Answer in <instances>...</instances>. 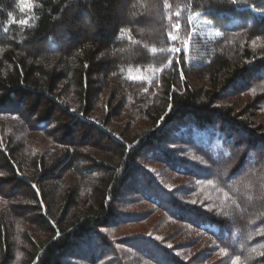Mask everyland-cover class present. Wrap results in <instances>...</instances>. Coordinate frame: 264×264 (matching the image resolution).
Instances as JSON below:
<instances>
[{"label": "trees", "instance_id": "1", "mask_svg": "<svg viewBox=\"0 0 264 264\" xmlns=\"http://www.w3.org/2000/svg\"><path fill=\"white\" fill-rule=\"evenodd\" d=\"M261 12L264 0H0L4 258L264 264V125L225 104L230 94L249 95L264 114ZM138 70L147 77L131 74ZM120 108L145 121L143 129L130 131V116L111 124ZM30 125L59 148L17 140ZM76 168L80 183L66 175ZM60 175L67 184L52 188ZM128 188L134 197L119 206ZM255 194L261 209L252 215L242 197ZM138 202L179 224L165 236L200 239L206 251L191 254L189 244L177 248L155 233L120 241L115 231L140 220L123 210Z\"/></svg>", "mask_w": 264, "mask_h": 264}, {"label": "rangeland", "instance_id": "2", "mask_svg": "<svg viewBox=\"0 0 264 264\" xmlns=\"http://www.w3.org/2000/svg\"><path fill=\"white\" fill-rule=\"evenodd\" d=\"M258 13H260V12H258ZM261 14L264 15V12H261ZM154 19H155V21L157 23L159 22L158 21L159 18L154 17ZM202 31L205 32V33H210L211 28H206V26H205V27L202 28ZM186 48H188V44L186 45ZM145 72H146L147 75H149L151 73L155 74L156 70L152 69V70H147ZM131 74L134 77H137V76L141 77V76L145 75V74H142V72H140V70L135 71V72H133ZM147 75H145V77H147ZM227 97L228 98H227L225 104H227L230 107H232L233 109H235L236 112H238V114H242L245 118H247L248 120H250L252 122H254V121L261 122L259 124L260 126L264 125V114L260 113V111L258 109H256V108L254 109L252 107L253 102L251 101V97L249 95L230 94ZM130 101L133 102L132 99ZM24 102L26 103V99L24 100ZM97 105H98V109H99V103ZM24 108H22V109L24 110ZM126 109L125 108H123V109L120 108L119 109V114L120 115H119V117L115 118V119L119 118V121H117V120L113 121V122H111V124H113V125L115 124L118 127L124 126V124L128 122L127 120L129 119V116H130L131 117L130 119L134 120V122L129 127L130 131H133V130L137 131L138 129H143V127L145 126V121H143L142 119H139V118H135L134 117L135 115H132L131 113H129V114L126 113V111L128 112V110H126ZM20 111H22V110H20ZM24 113H25V110H24ZM24 113H22L23 117H25ZM125 114H128V115H125ZM99 120H101L100 117H99ZM24 121H25V123H28V125H29V124L34 122V119L33 118H29V119L25 118ZM102 121H103V119H102ZM128 124H129V122H128ZM25 125H27V124H25ZM23 131L24 132H22L20 135H18L17 140H20V139H23V138L27 139L29 137H31V138L34 137V138H37L39 140H45L46 141L45 145H46L47 149L50 150V149L56 148L55 145L53 146V144L49 143L48 138H50L51 135L47 134L48 136L47 135L43 136L40 133L33 132V129H32L31 125H30V129H29V127H28V130H26L24 128ZM68 136H69V138L71 140L76 141L78 144H80V141H78L79 138L73 137V135L72 136L68 135ZM95 137H96V135L92 134V136H90L89 138H86V139L83 138L81 140V143L83 145H87L90 142H92L93 140H95ZM96 139H98V138H96ZM37 144H38V142H37ZM37 147H39V146H37ZM104 147H105V143L102 142L101 148L106 150V148H104ZM58 148H56V149H58ZM60 148H64V147H60ZM38 149L40 150L41 148H38ZM89 150L92 151L93 148H88L87 147L86 151H89ZM104 155L105 154L102 152V157H104ZM161 165H162V163H160V162H153V167L156 168V169L161 167ZM77 169L78 168H76V170H74V171L71 170V172L67 173L66 175L67 176L70 175L71 178L73 176V180L74 181L76 180L75 182L80 183V181H79L80 179L76 176V174L78 173ZM222 175H224V174H222ZM60 176H59V178H54V179H51L49 181V185L52 186V188H54V189L59 188L60 187L59 185H63V187H65V185L67 184L66 181L68 180V178L65 177V176H63V177L62 176L60 177ZM95 180H96V178L94 177V181L89 180L87 182H90L89 184L92 185V184L95 183ZM178 182L181 184L182 182H186V179L179 178L176 183H178ZM87 185L88 184H86L85 186H87ZM173 186H175V184ZM129 188L127 190L123 191V196H122L121 200H119L120 201L119 202V206H122V205L123 206H128L127 204L133 199L134 195L132 194V192H130L131 190ZM17 190L18 189H15L14 192H16ZM56 193L58 194V197H61L62 190L60 191L59 189H57ZM12 195L15 196L16 194H12ZM12 198H14V202H18L19 201L18 197H11V199ZM242 198L246 199L245 202H244V206H245V209H246L247 213H251L252 215H255L256 213L258 214V212H259V214H260V209H261L260 205L261 204H260V202L258 200L257 194H255L254 198H252V199H249L248 196H243ZM128 207H126L123 210V213L129 214V215L131 213L137 214L136 216L139 217L140 220H138V221H136V220L135 221H129V223H131V224L134 222L133 223L134 226L124 225V226H121L117 231H115L114 234L117 237H119L118 239H120V241L122 239L131 237V236H135V235H143V234L155 233L156 235L163 237L170 245H173V246L176 245L177 248H179V247L183 248L185 243L189 244V247H190L189 250H191L190 251L191 254H197V252L200 253L202 251H206L207 246H205L204 242L202 240L200 241V239L187 241L186 239H184V236H180L179 234L174 236V238H169L168 236H165L166 234H169L172 230L178 229L179 224H174V223L170 224V223L166 222L165 221L166 219L164 218V215L161 212H156L155 210H153L150 205H143V204H140V202H138L137 204H135L134 206L129 208V209H133V210H128ZM126 219L129 220V218H124V219H121V221L122 222H126L125 224H127V220ZM254 221H256V220H253V222ZM21 224H22L23 229H30V228L33 229V228H35L32 225H29L27 222H21L20 225ZM160 226L162 227V228H160L161 231L158 230V228H157V227H160ZM16 232L17 231L15 230L14 234H16ZM38 236H40L39 233L36 234L35 237H38ZM251 238H252V234L249 233L246 236L245 240L249 241ZM39 239L41 241H44L45 240V236L43 237V235H42V237H40ZM15 255H16V252L13 253L12 257L8 256V257L4 258L3 254H2V252L0 250V264H24V262L27 260V258H25V256H23L21 253H19V258H17L16 261H15Z\"/></svg>", "mask_w": 264, "mask_h": 264}, {"label": "snow or ice", "instance_id": "3", "mask_svg": "<svg viewBox=\"0 0 264 264\" xmlns=\"http://www.w3.org/2000/svg\"><path fill=\"white\" fill-rule=\"evenodd\" d=\"M24 23H26V21ZM177 51H179V49H177Z\"/></svg>", "mask_w": 264, "mask_h": 264}]
</instances>
